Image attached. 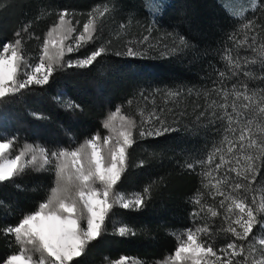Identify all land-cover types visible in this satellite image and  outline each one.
I'll return each mask as SVG.
<instances>
[{"label":"snow or ice","instance_id":"snow-or-ice-1","mask_svg":"<svg viewBox=\"0 0 264 264\" xmlns=\"http://www.w3.org/2000/svg\"><path fill=\"white\" fill-rule=\"evenodd\" d=\"M245 10L241 9L234 15L243 17ZM251 10L264 14V0H251ZM112 11L113 7L108 4L94 8L88 13L82 31L77 30L78 21L73 23L72 13L66 9L59 11L56 23L44 36L35 64L28 63L23 52L21 33L27 32L28 26L17 31L15 39L4 43L0 49V101L31 85H47L58 70L91 66L108 51L105 45L102 44L83 58L66 60L65 56L94 41L99 23ZM125 27L124 24L119 26L121 30ZM146 31L149 35L138 41L139 44L149 40L152 27L149 26ZM240 32L244 33L242 39L238 38L239 32L229 35L232 46L225 48L221 57L226 62L225 70L217 71L219 79L212 81L214 87L206 93L215 94L220 99L206 102L207 108L197 116V120L203 117L209 124L219 122L224 128L223 139L219 145H213L206 159L184 165L193 171L199 166L203 187L209 189L213 200L222 197L218 208L223 212L216 206L202 203L199 196L195 197L193 203L199 207L194 208L191 214L194 221L197 218L203 221L207 214L212 218L222 217L225 226L220 231L235 239L223 248H214L210 243L213 229L204 222L177 235L174 253L158 264H264V237L254 236L257 226L264 230V215H261L264 214V196L257 203L256 195H252L250 202L247 195L255 191L252 186L264 167V89L249 88L248 83L238 78L242 73L246 78L264 81V73L254 75L249 67L257 63L264 65V43L256 46V37L264 33V25L257 23V19H246ZM166 35L172 36L171 33ZM244 46L257 56L249 60L237 54L234 58V49ZM154 47L151 43L147 44L146 49L126 46L125 51L115 54L146 57L147 50ZM189 47L183 36H176L172 46L164 44L165 51L160 54L167 56ZM230 78L236 79L228 89L226 80ZM155 91L165 98H178L181 95L180 90ZM153 95L144 91L139 93L145 101ZM127 105L131 108L133 100L129 99ZM65 106L71 110H82L81 105L72 101ZM166 111L172 110L153 106L128 113L122 105L117 106L103 122L109 134L101 136L96 133L73 150L50 151L40 146L25 145L17 155L8 158L15 138L0 140V183L12 181L28 167L45 169L46 166H54L56 177V186L51 188L50 196L36 211L23 215L15 225L0 228V235L13 237L18 246V252L8 255L0 264H75L89 245L103 236L106 220L114 207L132 210L145 207L151 199V185L131 196L116 191V187L127 169L129 149L138 138L160 137L181 130L174 126L175 121L171 124L167 122L163 115ZM143 164L142 160L139 166ZM114 231L120 236L135 235L134 230L126 224L114 228ZM108 264L141 262L121 256Z\"/></svg>","mask_w":264,"mask_h":264},{"label":"trees","instance_id":"trees-1","mask_svg":"<svg viewBox=\"0 0 264 264\" xmlns=\"http://www.w3.org/2000/svg\"><path fill=\"white\" fill-rule=\"evenodd\" d=\"M147 1L0 0V49L4 43L13 41L15 33L27 25L28 31L21 35L23 52L30 62L39 57L44 36L56 23L59 11L66 9L85 15L98 5L110 3L118 12L115 13L116 20L122 22L133 14L138 19L149 17ZM168 1L169 5L159 13L150 37L153 40L161 38L172 45L176 36H183L189 48L167 57L104 53L89 67L58 70L47 85H31L0 101V140L15 138L11 149L15 154L25 145L50 151L73 150L96 133L108 135L103 122L117 106L122 105L128 113H134L138 108L151 109L140 105L141 91L153 93L156 89L197 86L203 75L216 74L214 69L220 65L218 61L222 59L223 50L232 46L229 35L239 32L238 38L242 39L244 33L240 28L246 19L229 14L222 0ZM248 19H257V23L264 25L261 11L251 14ZM168 33L172 36H167ZM101 39L97 33L96 39L77 54L95 50ZM256 42L264 43V33L257 35ZM248 49L247 46L236 47L233 52L250 55ZM69 55L65 56L66 60ZM260 68L264 73V65ZM259 84L264 86V81ZM129 99L133 100L131 108L127 105ZM68 101L81 105L82 110L68 109L65 106ZM118 123L117 120V126ZM176 127L181 130L160 137L138 138L129 149L128 166L116 191L138 193L151 185V199L139 210L114 207L106 220L103 236L90 244L75 264H108L121 256L135 258L141 264H158L174 253L177 235L183 229L201 224L200 219L194 221L191 214L199 207L193 203L195 195L205 198V189L197 172L184 165L197 160L209 137L197 126H192V131L183 123ZM142 160L144 164L139 166ZM55 186L54 166L45 169L28 167L12 181L0 183V228L15 225L23 215L36 211ZM205 218L213 229L210 242L214 243V248L232 240L230 234L220 231L225 224L219 217ZM116 221L128 225L135 235H118L111 228ZM16 252L18 246L13 237L0 235V261Z\"/></svg>","mask_w":264,"mask_h":264},{"label":"rangeland","instance_id":"rangeland-1","mask_svg":"<svg viewBox=\"0 0 264 264\" xmlns=\"http://www.w3.org/2000/svg\"><path fill=\"white\" fill-rule=\"evenodd\" d=\"M222 1L225 4L224 5L225 9L229 12V14H231L235 18L245 20V19H248V17L251 14H254L253 11L251 10V0H222ZM147 2H148L147 11L150 15L149 17L140 16L138 19L136 15L133 14L129 16V19L127 21H122V22H118V20H116L115 13L117 14L118 12L115 10L114 5L110 3H105V4H108L110 7H113V11L106 19H103L99 23L97 33L99 36L102 37V39L99 45L97 46V48L103 44L108 49L106 53L113 54L116 52L125 51L126 46H134L140 49H146L147 44L151 43L155 47L154 49L147 50L148 55L146 57L148 56L167 57V56H162L160 54L161 52L165 51L164 44H166V42L161 38H155V40H153L152 37L149 36V40L145 42V44L138 43V41L142 40L145 35H149V33L146 31V28H148L149 26L153 28L156 24V20L158 19L159 13H161V11H163L169 5L168 0H148ZM105 4H101L98 6L102 7ZM241 9H246L243 17L234 15L235 12L240 11ZM69 12L73 14L72 19H73L74 24H76L77 21L79 22L78 24H76L77 30L82 31V26L85 22H87L89 12H87L85 15L74 13L71 11ZM56 18H57V15H56ZM121 24L126 25L125 29L121 30L119 28ZM117 33H119V35H117ZM259 45L260 43L257 44L256 42V46L258 47ZM168 46L171 47L172 45H168ZM82 48H80L79 51L70 53L67 59L75 60V59L83 58L84 56L91 53L90 51L85 54L78 55L77 53L81 52ZM248 50L249 52H251L250 55H244L242 53L240 54V52L236 54L233 52L232 55L235 58L238 54L240 58H247L249 60L257 56V54L252 52L250 48ZM38 58L31 60L28 63L35 64L38 62ZM218 62H220V65H216L215 66L216 69H214L216 74L203 75L202 82H200L197 86L191 85L188 88L171 89L173 91H176V90L181 91V95L178 98H165L163 95L158 94L155 91L153 92V94L154 95L158 94V95L150 96L148 101H145L142 98L140 102V105H142L143 107L152 108L153 106H155L157 108L171 109L172 110L171 112L166 111L163 115L168 123L171 124L175 121L174 126L180 125L181 123H183V125L187 127L188 130L190 131L193 130L192 126H197V127H200L204 131V133L205 132L207 133L206 135L209 138L205 136V139L207 138L205 140L206 146L203 147L200 151L198 150L200 155L197 156V160L206 159L213 145H219V143L221 142L224 136V128L219 122H214L213 124H209L207 120H205L203 117L197 120V116L199 112L207 108L206 102H210L212 99H217V100L220 99L219 97L215 96V94L206 95V93H208V90L214 87L212 81L219 79L217 75V71L225 70L226 62L223 59H220ZM241 63L243 64V59H241ZM260 65H261L260 63H257L255 65H249L254 75L262 74V72L260 71L261 69ZM238 78L239 79L242 78L244 82L248 83L249 88L264 89V86H262V84L261 85L259 84L261 82V80L259 79H250V78L244 77L243 75H240ZM235 79L236 78H230L226 80V85L228 89H231V84L235 81ZM201 136L203 137V135ZM15 155L17 154L11 152L10 150V152L7 154V157L12 158ZM195 171L197 172L201 186L203 187V184H202L203 177L201 175V168L197 166ZM221 171H223V169ZM232 175H235V174L233 173ZM263 175H264V167L261 168V173L260 175L257 176L256 183L252 186L255 191L247 194L248 202L251 201L252 195H256L257 203H259V198L261 196H264V176ZM203 189H205L206 197L202 198V195H198L201 198L202 203L207 204V205L216 206L218 208V202L220 199H222V197H216V199L213 200L212 196L209 195V189H206L204 187ZM134 193L135 192L123 193V194H125L126 196H131ZM195 197L197 196L195 195ZM218 210L221 212L224 211L223 209H219V208ZM261 215H264V214H261ZM208 216H210V214L206 215V217ZM207 219L208 218H204L203 221L201 219L199 221L201 223L208 222ZM219 219L223 221L222 217H219ZM199 225L190 226L188 228H195ZM119 226H121V223L116 221L112 223L111 228L114 230V228H118ZM188 228H185V229H188ZM185 229H183L181 233H183ZM254 236L257 238L264 237V230H262L259 226H257L256 228H254ZM232 239H235V238L232 237ZM250 239H252V237H250ZM237 243H241V242L237 241ZM244 243H247V242H244ZM212 244L214 245L213 242ZM224 246L225 245L218 246L216 247V249L223 248ZM257 247L259 248V245H257Z\"/></svg>","mask_w":264,"mask_h":264}]
</instances>
